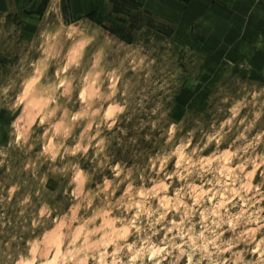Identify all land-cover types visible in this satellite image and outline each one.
I'll use <instances>...</instances> for the list:
<instances>
[{
  "label": "rangeland",
  "instance_id": "1",
  "mask_svg": "<svg viewBox=\"0 0 264 264\" xmlns=\"http://www.w3.org/2000/svg\"><path fill=\"white\" fill-rule=\"evenodd\" d=\"M196 37L133 0L0 13V264H264V66Z\"/></svg>",
  "mask_w": 264,
  "mask_h": 264
},
{
  "label": "crops",
  "instance_id": "2",
  "mask_svg": "<svg viewBox=\"0 0 264 264\" xmlns=\"http://www.w3.org/2000/svg\"><path fill=\"white\" fill-rule=\"evenodd\" d=\"M34 0H0V13ZM141 8L198 39L219 43L239 57L264 66V0H133ZM110 0H68L75 15L104 12Z\"/></svg>",
  "mask_w": 264,
  "mask_h": 264
},
{
  "label": "clouds",
  "instance_id": "3",
  "mask_svg": "<svg viewBox=\"0 0 264 264\" xmlns=\"http://www.w3.org/2000/svg\"><path fill=\"white\" fill-rule=\"evenodd\" d=\"M79 176H80V173H79V171H77L76 176L73 177V180L74 181L75 180H78L79 179ZM189 188H190V186L185 189L184 195H188L189 194ZM152 194L155 195V192H153ZM189 215H192V213L189 212ZM225 222H227V221H225ZM243 222L245 224H247L248 223V220L245 219ZM233 227H235V225H233ZM209 231H211V228L210 227H209ZM242 236H243V234H242ZM197 239H199V237H197ZM207 240H208V242H211V243L214 244L215 237L214 236H210V237L207 238ZM261 244H264V240L261 241ZM188 247H189V250H190V252L188 254H190L191 256H196L198 250H199L200 253H205L206 252V249L204 248L203 245H195V246H193V245L189 244ZM222 250L223 249L221 247L217 246V254H219ZM124 254H125V256L128 255L127 252H125ZM136 258H137L136 256H133L131 259H132V261H135ZM179 259H180V257H177L175 260H173L172 264H178ZM28 264H32V262L29 261ZM153 264H155V262H153ZM195 264H200V261L199 260L195 261ZM211 264H216V262L215 261H212Z\"/></svg>",
  "mask_w": 264,
  "mask_h": 264
},
{
  "label": "trees",
  "instance_id": "4",
  "mask_svg": "<svg viewBox=\"0 0 264 264\" xmlns=\"http://www.w3.org/2000/svg\"><path fill=\"white\" fill-rule=\"evenodd\" d=\"M182 1H188V0H182ZM93 13H95V12H91V13H89V14H87V16H90L91 14H93Z\"/></svg>",
  "mask_w": 264,
  "mask_h": 264
}]
</instances>
